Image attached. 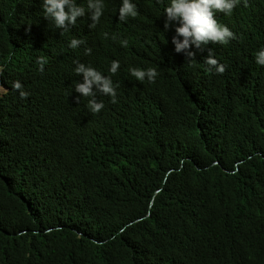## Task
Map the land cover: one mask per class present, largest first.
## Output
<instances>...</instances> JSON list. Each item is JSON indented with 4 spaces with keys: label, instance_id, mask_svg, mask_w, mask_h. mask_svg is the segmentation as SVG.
<instances>
[{
    "label": "trees",
    "instance_id": "trees-1",
    "mask_svg": "<svg viewBox=\"0 0 264 264\" xmlns=\"http://www.w3.org/2000/svg\"><path fill=\"white\" fill-rule=\"evenodd\" d=\"M75 2L86 14L63 31L43 0H0V264H264V0L216 11L236 38L194 57L165 29L171 0H131L126 21L103 0L94 29ZM77 62L111 77L116 103L88 109Z\"/></svg>",
    "mask_w": 264,
    "mask_h": 264
},
{
    "label": "clouds",
    "instance_id": "clouds-1",
    "mask_svg": "<svg viewBox=\"0 0 264 264\" xmlns=\"http://www.w3.org/2000/svg\"><path fill=\"white\" fill-rule=\"evenodd\" d=\"M240 0H171L169 6L165 9L166 20L165 29L172 26V22H178L179 26L175 28L176 35L172 39L177 53L184 52L187 57H194L195 53L189 51L192 45L200 48L202 45L211 43L227 44L230 40L235 39L233 33L227 26L219 24L214 19L216 11L230 15ZM247 6V0H244ZM103 0H88L87 12L93 23L90 25L92 29L99 23L104 13ZM42 9L44 17L54 23L57 29L68 31L69 26L76 25L79 17L86 14L85 8L77 6L75 0H43ZM137 7L131 0H122L119 8V19L126 21L129 17L137 16ZM63 34V32H62ZM107 34L105 33V36ZM181 37L183 38L181 40ZM115 39V37H113ZM81 43V39H72L69 47L75 49ZM122 46L127 47L128 41L123 40ZM91 48L86 49V54H91ZM37 62L40 64V70L43 71L44 64L47 63L44 57H38ZM256 62L264 65V49L256 54ZM205 63L214 66L215 70L222 74L225 72V66L218 64L214 58L213 52H210ZM119 69V61H112L110 72L117 73ZM132 76L143 82L147 79L154 83L158 75L156 69L148 68L146 70L139 68L130 69ZM76 75H83V83H75V91L81 93L83 97H91L88 101V109L93 114H98L103 108L102 101H97L98 94L112 97V102L116 103V90L110 76H105L90 65L77 62L75 67ZM22 84L19 81L12 82V88L20 92L21 98H26L27 93L22 90ZM79 99V97H78Z\"/></svg>",
    "mask_w": 264,
    "mask_h": 264
},
{
    "label": "rangeland",
    "instance_id": "rangeland-1",
    "mask_svg": "<svg viewBox=\"0 0 264 264\" xmlns=\"http://www.w3.org/2000/svg\"><path fill=\"white\" fill-rule=\"evenodd\" d=\"M6 89L2 86L1 89H0V92H3L5 91Z\"/></svg>",
    "mask_w": 264,
    "mask_h": 264
},
{
    "label": "water",
    "instance_id": "water-1",
    "mask_svg": "<svg viewBox=\"0 0 264 264\" xmlns=\"http://www.w3.org/2000/svg\"><path fill=\"white\" fill-rule=\"evenodd\" d=\"M0 87H2L1 83H0Z\"/></svg>",
    "mask_w": 264,
    "mask_h": 264
},
{
    "label": "bare ground",
    "instance_id": "bare-ground-1",
    "mask_svg": "<svg viewBox=\"0 0 264 264\" xmlns=\"http://www.w3.org/2000/svg\"><path fill=\"white\" fill-rule=\"evenodd\" d=\"M0 89H1V87H0Z\"/></svg>",
    "mask_w": 264,
    "mask_h": 264
}]
</instances>
